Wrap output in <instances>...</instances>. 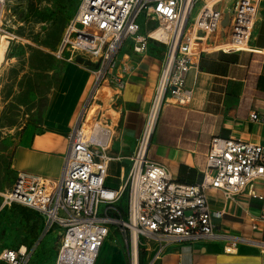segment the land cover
I'll use <instances>...</instances> for the list:
<instances>
[{"label":"built area","instance_id":"2783aa9c","mask_svg":"<svg viewBox=\"0 0 264 264\" xmlns=\"http://www.w3.org/2000/svg\"><path fill=\"white\" fill-rule=\"evenodd\" d=\"M262 0H78L76 10L51 52L58 61L75 56L93 64L94 80L74 126L59 178H45L18 171L0 193L2 207L21 205L42 216L43 237L56 230L59 243L54 264H94L104 242L122 238L128 264H155L169 246L194 242H221L232 253L241 242L255 244L264 259V239L227 234L217 229L206 192L215 190L226 200L240 194L258 200V212L249 215L252 231L264 230V146L239 138L210 139L206 164L199 181L173 180L167 169L148 158L150 137L162 105L187 106L194 93L188 81L196 73L202 54L255 50L250 44ZM142 18L146 29L140 33ZM15 19L8 0H0V32ZM161 31L160 36L154 35ZM150 41L163 44L165 53L146 120L134 151L124 158L112 151L117 116L131 61L120 55L126 43L145 54ZM206 44L211 48L199 47ZM108 88L105 102L90 110L101 88ZM249 119L263 122L252 112ZM111 161L121 166L116 189L104 185ZM123 205V208L121 206ZM39 238V239H40ZM39 240L30 247H1L0 264H29ZM264 264V263H263Z\"/></svg>","mask_w":264,"mask_h":264},{"label":"crops","instance_id":"0c3cea01","mask_svg":"<svg viewBox=\"0 0 264 264\" xmlns=\"http://www.w3.org/2000/svg\"><path fill=\"white\" fill-rule=\"evenodd\" d=\"M250 44L254 49L264 48V0L260 4ZM211 48L204 46L205 50ZM164 53L165 46L155 41L149 42L145 54L133 52L129 43L120 52V55L128 56L132 69L127 75L121 105L114 110L117 131L112 151L124 158L134 151L144 126ZM66 63L42 119L41 131L24 137L12 151L10 169L14 175L26 171L45 178L60 176L67 147L66 136L74 126L94 80L92 69L73 61ZM188 81L194 83L191 102L187 106L162 105L150 137L148 158L164 166L173 180L193 184L201 178L212 137L239 138L264 146V55L255 50L202 54L198 71L190 73ZM99 101L97 105H100ZM252 112L263 117V122L251 121L249 115ZM89 117H92L91 110ZM112 165L117 168L118 184L112 188L116 189L120 184V168L129 163L111 161L108 171ZM108 179L107 172L104 185ZM256 189L264 193V182L258 183ZM206 197L211 211L224 212L222 218H213L217 229L231 235L264 239V230L252 231L248 221L249 215L256 214L260 208L258 200L246 194H240L235 200H226L215 190L207 191ZM39 217L38 245L43 228L42 216ZM223 246L216 241L175 244L169 246L155 264L264 263L253 243L241 242L232 253H225ZM94 264H128L127 248L122 238H108Z\"/></svg>","mask_w":264,"mask_h":264},{"label":"rangeland","instance_id":"374dc122","mask_svg":"<svg viewBox=\"0 0 264 264\" xmlns=\"http://www.w3.org/2000/svg\"><path fill=\"white\" fill-rule=\"evenodd\" d=\"M77 1L8 0L15 19L0 32V192L5 191L14 177L10 169L14 148L24 137L41 131L42 119L67 63L55 59V65L48 63L45 70L35 67L38 66V58L45 61L44 55L51 56L65 25L74 14ZM234 1L227 0L228 7L232 8ZM38 14H45V19H37ZM139 22L141 34L152 27V23L145 27L142 18H139ZM37 52H41L44 57H38ZM73 62L93 68V64L86 58L75 56ZM104 89H100L97 94L91 116L94 115L98 100L104 103L107 98L109 89ZM106 115L114 117L111 111ZM108 174L105 186L116 187L118 181L115 165L109 168ZM1 204L0 196L1 247L17 246L21 241L30 243L33 238L27 229L31 226H37L38 235L41 233L39 219L26 223L16 208L12 205L2 208ZM58 243L57 231L43 236L29 264H54Z\"/></svg>","mask_w":264,"mask_h":264},{"label":"trees","instance_id":"16d2710c","mask_svg":"<svg viewBox=\"0 0 264 264\" xmlns=\"http://www.w3.org/2000/svg\"><path fill=\"white\" fill-rule=\"evenodd\" d=\"M77 3H78V1H77ZM76 7H77V5H76ZM75 10H76V8H75ZM36 18L39 19V20H44L45 19V14H38V16ZM37 55H38V57L43 56L41 52H37ZM44 56L46 57V60L45 61L47 63H45L44 60H41L40 58H38L39 59L38 60L39 61L38 62V66H36L35 69L45 70L46 67H47V65H48V63L50 65L52 64V66L55 65L54 64L55 63V61H54L55 58L52 56V54H51V56H47V55H44ZM43 63H45L46 65H44ZM12 207H14V208L17 209L19 215L23 218V220L26 223H29L30 221H33V219H39V220H41V217H39L40 215L37 212H35V211L29 210L28 208L23 207V206H17L16 204H12ZM27 231L29 232L30 236L33 239L28 244L25 243V242H23V241H21L19 245H25L27 247H30L36 241V239L38 237L37 226H31L30 228L27 229ZM19 245H17V246H19ZM139 263L140 264H143V253H140V255H139Z\"/></svg>","mask_w":264,"mask_h":264},{"label":"bare ground","instance_id":"6f19581e","mask_svg":"<svg viewBox=\"0 0 264 264\" xmlns=\"http://www.w3.org/2000/svg\"><path fill=\"white\" fill-rule=\"evenodd\" d=\"M160 33H161V31H156V32L154 33V35L160 36ZM2 37L5 38L6 35H3ZM2 37H1V38H2ZM7 38H8V37H7ZM204 46H207V45H206V44H200V45H199V47L202 48V49H204ZM204 50H205V49H204ZM101 89H102V88H101ZM107 89H108V88H107ZM99 91H100V90H99ZM97 94H98V93H97ZM95 99H97V95H96ZM102 103H103V102H101V104H102Z\"/></svg>","mask_w":264,"mask_h":264}]
</instances>
